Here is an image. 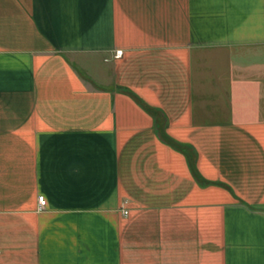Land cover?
I'll return each mask as SVG.
<instances>
[{
  "label": "crops",
  "instance_id": "0c3cea01",
  "mask_svg": "<svg viewBox=\"0 0 264 264\" xmlns=\"http://www.w3.org/2000/svg\"><path fill=\"white\" fill-rule=\"evenodd\" d=\"M0 264H264V0H0Z\"/></svg>",
  "mask_w": 264,
  "mask_h": 264
},
{
  "label": "built area",
  "instance_id": "2783aa9c",
  "mask_svg": "<svg viewBox=\"0 0 264 264\" xmlns=\"http://www.w3.org/2000/svg\"><path fill=\"white\" fill-rule=\"evenodd\" d=\"M119 54H121V50L120 49H118V51H116L115 56H118ZM37 201H38V204H39L40 208H44L46 206V204H45L46 200H45L43 195H38ZM127 212H128V210H124L123 211V213H125V214Z\"/></svg>",
  "mask_w": 264,
  "mask_h": 264
}]
</instances>
